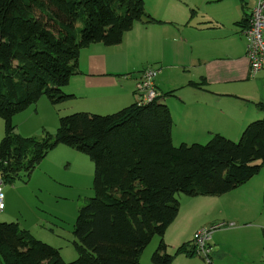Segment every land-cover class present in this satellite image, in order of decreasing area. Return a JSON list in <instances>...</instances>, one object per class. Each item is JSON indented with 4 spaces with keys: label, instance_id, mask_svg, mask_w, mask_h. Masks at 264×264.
<instances>
[{
    "label": "trees",
    "instance_id": "trees-1",
    "mask_svg": "<svg viewBox=\"0 0 264 264\" xmlns=\"http://www.w3.org/2000/svg\"><path fill=\"white\" fill-rule=\"evenodd\" d=\"M137 21L164 22L145 0H0V177L12 183L30 176L60 144L88 154L95 166V193L73 231L77 258L67 261L19 222L0 220V264H145L141 256L155 236L152 264H172L178 254H197L190 241L169 252L164 239L180 193L222 195L264 167V116L238 140L215 133L206 143L176 145L172 112L161 98L107 114H67L42 137L16 130L14 116L44 95L52 104L74 97L63 87L79 71L82 48L118 44ZM189 84L207 88L204 78Z\"/></svg>",
    "mask_w": 264,
    "mask_h": 264
},
{
    "label": "crops",
    "instance_id": "crops-1",
    "mask_svg": "<svg viewBox=\"0 0 264 264\" xmlns=\"http://www.w3.org/2000/svg\"><path fill=\"white\" fill-rule=\"evenodd\" d=\"M257 1L145 0L147 11L164 22L137 21L118 44L95 42L82 48L79 71L64 86L67 93L74 95L67 101L81 98L85 110L116 112L139 102L142 73L147 66H155L159 71L156 87L174 120V144L206 143L215 133L238 140L247 124L264 116V107L257 105L264 103V69L250 76L243 34L248 23L244 20ZM191 8H195L193 16ZM203 78L207 88L189 84ZM172 90V94L164 95ZM41 104L39 100L32 112L40 115ZM254 177L222 195H198L204 196L202 201L182 198L179 214L164 235L169 252L189 241L192 247L195 232L200 228L221 222L234 225L215 228L211 233L210 261L197 252L181 253L172 264H256L260 253L264 262V213H257L259 200L243 201ZM260 182L264 183V176ZM237 205L246 206L243 208L248 210V218L230 211ZM204 206V217L203 210L199 215L195 210L190 212L192 207ZM212 213L214 217H210ZM3 215L6 220L12 217ZM159 242L160 237L155 236L145 251L153 253Z\"/></svg>",
    "mask_w": 264,
    "mask_h": 264
},
{
    "label": "rangeland",
    "instance_id": "rangeland-1",
    "mask_svg": "<svg viewBox=\"0 0 264 264\" xmlns=\"http://www.w3.org/2000/svg\"><path fill=\"white\" fill-rule=\"evenodd\" d=\"M149 67L155 66H147L146 68ZM40 101L42 103L39 108L40 115L32 112L38 106V101L36 105L14 116L16 130L19 133L23 132L26 134L25 136L37 137L43 136L44 130L55 133L60 124V118L74 112L88 111L107 114L95 110H85V101L81 98L52 104L44 95ZM3 136L4 120L0 116V141ZM94 169V162L88 154L61 144L42 160L30 176L22 173V177L20 176L12 183L3 182L6 208L0 210V220L19 222L23 227H28L38 239L59 248L65 260H75L78 256V250L74 244V226L81 207L95 193L93 188ZM263 176L264 167L259 175L254 177L255 179L253 178L252 183L254 184L247 188L243 198V201L259 200L257 213L261 212L262 214L264 213V183L262 184L260 179ZM237 195L242 199L240 194L237 193ZM12 196L14 197L9 200ZM185 197L202 201L204 196H191L185 193H180L178 196L180 202H183ZM243 207L246 206L237 205L232 207L230 211L239 214L241 218H248V210L246 211ZM193 210H195L196 215H199L200 210H203L204 217L205 206L192 207L190 212ZM4 213L12 214V217H9L11 219H4L6 216L3 215ZM214 214H210V217H214ZM213 231L215 229H212L211 233ZM211 253L207 261L211 260ZM151 254L150 250L143 253L142 261L145 264H151ZM260 259L261 261H258ZM255 263L264 264L262 253L257 256Z\"/></svg>",
    "mask_w": 264,
    "mask_h": 264
},
{
    "label": "built area",
    "instance_id": "built-area-1",
    "mask_svg": "<svg viewBox=\"0 0 264 264\" xmlns=\"http://www.w3.org/2000/svg\"><path fill=\"white\" fill-rule=\"evenodd\" d=\"M243 34L247 41V56L250 61V76L254 77L259 71L264 69V0H258L253 10L248 17V23L243 28ZM158 69L154 67L146 68L138 83V95L140 96L139 103H147L156 98H162V93L155 84V79L158 75ZM1 178V177H0ZM3 179H0V210L5 208ZM234 225L233 222H221L210 228H200L194 236L197 253L204 255L209 259V254L212 251L211 230Z\"/></svg>",
    "mask_w": 264,
    "mask_h": 264
}]
</instances>
